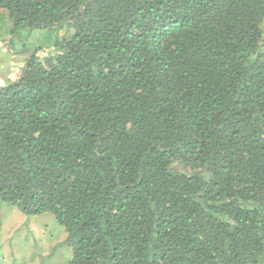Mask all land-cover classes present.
<instances>
[{
	"label": "trees",
	"instance_id": "trees-1",
	"mask_svg": "<svg viewBox=\"0 0 264 264\" xmlns=\"http://www.w3.org/2000/svg\"><path fill=\"white\" fill-rule=\"evenodd\" d=\"M2 12L0 199L55 216L60 264H264V0Z\"/></svg>",
	"mask_w": 264,
	"mask_h": 264
},
{
	"label": "rangeland",
	"instance_id": "rangeland-1",
	"mask_svg": "<svg viewBox=\"0 0 264 264\" xmlns=\"http://www.w3.org/2000/svg\"><path fill=\"white\" fill-rule=\"evenodd\" d=\"M1 14L0 86H3L19 72L20 63L24 62V51L20 48V40L14 47L12 45L13 50L8 49L9 40L14 36L7 32L9 22L6 14ZM32 36L38 42L43 39L41 30H35L30 38ZM5 42L6 50L3 49ZM66 237L67 232L52 213L27 216L16 206L0 199V264L65 263L72 256V247L65 242Z\"/></svg>",
	"mask_w": 264,
	"mask_h": 264
},
{
	"label": "crops",
	"instance_id": "crops-1",
	"mask_svg": "<svg viewBox=\"0 0 264 264\" xmlns=\"http://www.w3.org/2000/svg\"><path fill=\"white\" fill-rule=\"evenodd\" d=\"M262 28H263V38H264V23H263ZM1 47H2V45H1ZM2 48H3V47H2ZM263 48H264V47H263ZM3 49H4V50L7 49V48H6V44L4 45V48H3ZM24 58H25V56L23 57V59H24ZM12 60H13V59H12ZM10 61H11V60H10ZM20 64H21V68H22V65H24V62H21ZM12 65H13V64H12ZM21 68H20L19 72L21 71ZM10 70H12V69H10ZM19 72H18V73H19ZM18 73H17V75H19ZM17 75H16V76H17ZM16 76H15V77H16ZM13 79H14V78H12V79L9 78L8 81L13 80ZM8 81H7V82H8Z\"/></svg>",
	"mask_w": 264,
	"mask_h": 264
}]
</instances>
